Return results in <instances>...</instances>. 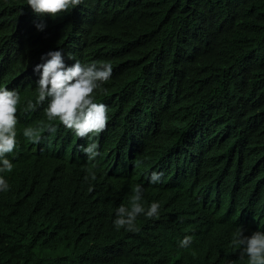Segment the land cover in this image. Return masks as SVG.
<instances>
[{
	"label": "trees",
	"instance_id": "obj_1",
	"mask_svg": "<svg viewBox=\"0 0 264 264\" xmlns=\"http://www.w3.org/2000/svg\"><path fill=\"white\" fill-rule=\"evenodd\" d=\"M44 19L40 31L27 0H0V74L35 102L33 68L42 54L63 49L69 66L110 62L111 78L93 93L109 121L91 164L81 151L88 140L58 120L55 134L42 130L39 143L27 141L32 148L21 140L13 189L0 193V264H236L234 230L247 234L264 223V0H83ZM46 107L37 105V121ZM110 167L127 183L118 203L142 182L146 209L167 186L145 174L174 175L179 199L164 211L175 209L180 219L170 233L156 226L121 236L116 211L102 220L116 195ZM208 169L227 178L218 231L195 178ZM186 232L196 243L181 249L176 239Z\"/></svg>",
	"mask_w": 264,
	"mask_h": 264
},
{
	"label": "clouds",
	"instance_id": "obj_2",
	"mask_svg": "<svg viewBox=\"0 0 264 264\" xmlns=\"http://www.w3.org/2000/svg\"><path fill=\"white\" fill-rule=\"evenodd\" d=\"M82 3L83 0H27V6L40 18L39 22L34 21L40 31L47 27L45 17L50 16L55 20L70 13ZM68 58L75 60L71 55H68ZM40 59L41 63H37L33 68L39 76L36 80L38 94L35 102L25 100L21 88L12 82H7V77L0 74V193L8 194V191L11 192L13 189L14 183H10V178L19 169L21 140L31 147L27 141L39 143L42 139V130L50 135L55 134L57 125L53 122L56 120L75 136L88 140L86 145L81 146V151L90 164L101 156V134L107 130L109 115L107 105L95 102L93 93L103 91L102 85L109 81L113 74L112 64L103 61L82 63L75 60V63L69 66L65 62L63 49L50 50L42 54ZM45 101L47 107L44 112L47 118L43 117L37 121L34 118V111L37 105ZM27 118L31 121L25 123L23 129L20 128V124ZM132 147L133 145L129 151ZM188 148L187 143L178 148L183 152V157ZM166 158L169 165L173 167L177 165L176 159L170 154H166ZM29 162L30 160L27 164ZM142 163V160L137 159L134 161V166L139 168ZM201 163L207 165L206 158H203ZM106 172L109 182L116 190V195L114 201L102 210L100 216L104 220L116 211V218L113 221L116 230H126L121 236L152 231L156 226H162L166 233H170L178 224L180 213L177 210L164 211L165 205L175 206L179 199L176 185L172 182L174 175L166 177L163 181L165 174L160 168L145 174V180L148 179L151 184L167 186L159 198L149 200L147 204L149 207L146 209L145 201L142 202L144 196L142 182L133 185L127 199L118 203L127 193L125 175L116 167L114 169L110 167ZM88 178L86 175L85 180L87 181ZM195 178L202 184L203 194L200 196L209 204V219L216 225L218 231L215 216L218 219L225 210L221 207L223 203L218 197L227 178L222 172L216 174L209 169L195 175ZM92 179H95L94 174ZM141 215L145 216L143 219L151 220L145 223ZM244 231L242 226H238L231 240V245L240 253L236 264H264V223L257 231L247 234H244ZM195 243L194 232H186L176 239V244L181 249L192 247Z\"/></svg>",
	"mask_w": 264,
	"mask_h": 264
},
{
	"label": "bare ground",
	"instance_id": "obj_3",
	"mask_svg": "<svg viewBox=\"0 0 264 264\" xmlns=\"http://www.w3.org/2000/svg\"><path fill=\"white\" fill-rule=\"evenodd\" d=\"M168 72H169V71H168ZM152 77H153V76H152ZM175 85H176V84H175ZM179 85H180V84H179ZM225 109H226V108H225ZM202 112H203V111H202ZM203 115H204V114H203ZM216 117H218V115H217ZM186 118H188V117H186ZM249 118H250V117H249ZM257 118H258V117H257ZM212 120H213V119H212ZM208 121H209V120H208ZM208 121H207V122H208ZM251 121H252V119H251ZM254 124H255V122H254ZM177 126H178V124H177ZM183 129H184V128H183ZM203 131H204V130H203ZM256 133H257V132H256ZM200 135H201V134H200ZM251 136H252V135H251ZM232 142H233V141H232ZM226 143H227V141H226ZM229 144H230V143H229ZM47 259H50V258L47 257ZM51 259H52V258H51ZM43 260H44V259H43Z\"/></svg>",
	"mask_w": 264,
	"mask_h": 264
}]
</instances>
